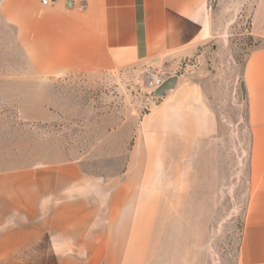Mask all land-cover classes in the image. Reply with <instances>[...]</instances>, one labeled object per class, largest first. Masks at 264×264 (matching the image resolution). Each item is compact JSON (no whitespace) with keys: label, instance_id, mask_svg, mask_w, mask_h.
<instances>
[{"label":"crops","instance_id":"1","mask_svg":"<svg viewBox=\"0 0 264 264\" xmlns=\"http://www.w3.org/2000/svg\"><path fill=\"white\" fill-rule=\"evenodd\" d=\"M226 1H0V19L36 76L138 67L177 78L135 131L131 166L139 173L121 189L97 191L70 162L0 171V264H208L213 185L227 133L237 131L227 113L239 92L250 194L236 264H264V0H254L248 35L258 45L238 74L236 45L220 27ZM156 166L170 168L180 188L155 189Z\"/></svg>","mask_w":264,"mask_h":264},{"label":"rangeland","instance_id":"2","mask_svg":"<svg viewBox=\"0 0 264 264\" xmlns=\"http://www.w3.org/2000/svg\"><path fill=\"white\" fill-rule=\"evenodd\" d=\"M226 4L227 17L220 27L229 30L236 45L238 74L250 49L258 45L248 35L255 2L227 0ZM176 72L180 74L181 69ZM169 73L165 71L164 77ZM151 75L136 67L89 75L36 76L28 68L15 30L0 19V171L26 172L70 162L97 191L121 189L139 173L131 166L135 131L162 98L155 96ZM238 94L234 109L227 113L237 131L227 133L231 143L227 160L220 181L213 185L216 196L211 204L217 211L205 247L208 264H236L250 194L248 140L243 132L247 109ZM155 170V189L180 188L170 168L156 166Z\"/></svg>","mask_w":264,"mask_h":264},{"label":"water","instance_id":"3","mask_svg":"<svg viewBox=\"0 0 264 264\" xmlns=\"http://www.w3.org/2000/svg\"><path fill=\"white\" fill-rule=\"evenodd\" d=\"M176 82H177L176 77H172L170 79H167L161 87L156 89L155 96H157V97L164 96L168 91L175 88ZM241 91H242L243 95L245 96V89H244L243 84L241 85Z\"/></svg>","mask_w":264,"mask_h":264},{"label":"built area","instance_id":"4","mask_svg":"<svg viewBox=\"0 0 264 264\" xmlns=\"http://www.w3.org/2000/svg\"><path fill=\"white\" fill-rule=\"evenodd\" d=\"M42 1L44 4L48 3V0H42ZM150 79H151V85L155 87L156 89L161 87L163 83L166 81L164 75H160L158 73H152V75L150 76Z\"/></svg>","mask_w":264,"mask_h":264}]
</instances>
